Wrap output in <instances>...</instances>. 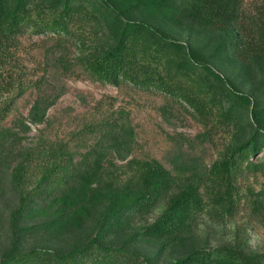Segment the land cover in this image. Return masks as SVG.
I'll return each instance as SVG.
<instances>
[{"label":"trees","instance_id":"trees-1","mask_svg":"<svg viewBox=\"0 0 264 264\" xmlns=\"http://www.w3.org/2000/svg\"><path fill=\"white\" fill-rule=\"evenodd\" d=\"M244 1L0 0V90L16 85L3 72L15 57L19 35L30 29L78 41L82 48L79 65L94 81L129 82L144 91H157L184 102L203 121L239 129L223 157L203 175L190 177L172 174L151 159L118 179L113 172L99 174V160L74 161L61 146L27 148L12 167L10 184L17 190L27 169L37 165L42 172L37 198L23 201L20 194L11 215V239L0 264H158L159 255L168 250L173 255L172 249H176L175 257L167 264H264V252L243 245L205 249L187 242L192 239L196 214L208 209L232 215L241 199L238 178L264 169V159L253 158L264 152V100H258L256 93L264 91V0L254 13L245 10ZM75 23L77 29L93 25L94 41L87 45L89 38L74 30ZM166 23L188 32L172 34L164 28ZM224 62L238 69L222 72L217 66ZM10 106L0 107V152L16 141L17 132L2 125ZM11 152H3L0 162L5 157L13 159ZM84 162L93 166L95 186L89 185ZM40 199L58 203L50 218L36 227L56 240L83 228L91 201L106 206L89 240L66 247L33 246L20 252L24 235L35 229L20 223ZM263 199L248 201L253 209H260ZM163 202L159 215L126 236L124 244L103 243L116 225L148 214ZM137 242H146L152 252L139 254Z\"/></svg>","mask_w":264,"mask_h":264},{"label":"rangeland","instance_id":"rangeland-1","mask_svg":"<svg viewBox=\"0 0 264 264\" xmlns=\"http://www.w3.org/2000/svg\"><path fill=\"white\" fill-rule=\"evenodd\" d=\"M260 3L261 0H245V10L254 13ZM156 19L160 20L159 15ZM92 26L87 23L77 29L76 23L73 25L80 36L89 38L87 45L94 41ZM164 28L172 34L188 32L173 23L164 24ZM13 51L15 57L3 77L15 79L16 85L0 90V107L11 103L2 125L17 132L16 141L3 146V152L12 151L13 159L5 157L0 162V263L11 239V215L19 204L20 194L23 201L37 198L35 191L42 174L37 165L27 169L24 183L17 190L10 184L12 167L27 148L61 146L73 155L74 161L85 157L89 161L99 160L98 173L113 172L118 179L130 176L143 161L151 159H157L172 174L190 177L206 173L238 137L236 127L226 129L203 121L184 102L173 101L160 92L144 91L129 82L112 85L94 81L79 65L82 48L70 37L36 34L29 29L19 35ZM218 64L222 72L238 69L236 64ZM256 93L258 100L263 101L264 91ZM253 158L264 159V152ZM83 164L88 166L85 175L89 185L95 186L93 166ZM236 188L241 199L233 214H213L208 209L196 214L188 245L205 249L243 245L264 252V205L253 209L248 201L264 196V169L240 176ZM164 204L116 225L106 233L103 243L124 244L126 236L155 219ZM57 206L56 202L42 199L31 205L29 215L20 225L35 229L24 235L20 252L33 246L66 247L71 242L89 240L96 234L100 213L106 205L91 201L90 216L83 228L61 240L36 229ZM253 238L255 243H251ZM135 249L141 255L152 252L146 242H139ZM172 250L173 255L171 250L159 255L158 264H167L175 257L176 249Z\"/></svg>","mask_w":264,"mask_h":264},{"label":"clouds","instance_id":"clouds-1","mask_svg":"<svg viewBox=\"0 0 264 264\" xmlns=\"http://www.w3.org/2000/svg\"><path fill=\"white\" fill-rule=\"evenodd\" d=\"M251 243H255V238H253V241H251Z\"/></svg>","mask_w":264,"mask_h":264}]
</instances>
